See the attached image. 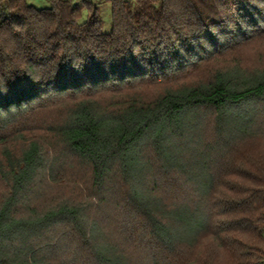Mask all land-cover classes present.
<instances>
[{
    "label": "trees",
    "instance_id": "1",
    "mask_svg": "<svg viewBox=\"0 0 264 264\" xmlns=\"http://www.w3.org/2000/svg\"><path fill=\"white\" fill-rule=\"evenodd\" d=\"M51 2L38 9L0 0V132L57 110L49 129L89 169L93 192L38 211L29 197L50 170L42 146L6 149L0 264H130L137 255L151 264H264V158L230 157L264 137V69L234 65L149 100L130 94L175 82L190 56L210 61L261 39L264 0H105L109 32L101 4ZM208 113L213 140L203 143ZM110 185L118 219H128L121 235L137 242L130 254L105 242L90 219ZM209 237L208 257L199 259ZM66 243L77 245L70 262L61 255Z\"/></svg>",
    "mask_w": 264,
    "mask_h": 264
},
{
    "label": "rangeland",
    "instance_id": "2",
    "mask_svg": "<svg viewBox=\"0 0 264 264\" xmlns=\"http://www.w3.org/2000/svg\"><path fill=\"white\" fill-rule=\"evenodd\" d=\"M74 1L75 3H81L84 0ZM92 1L101 4L103 9L102 16L104 20V31L109 32L111 30L110 6L104 4L105 0ZM27 2L38 9L50 8L52 6L51 0H27ZM256 39L258 40L247 42L243 45L233 46L231 47L232 50L228 51L227 53L224 52L221 56L216 55L210 61L200 62L201 60H199L198 57L196 58L190 56V63L188 66H186V71L181 72L178 76L179 79H175V82L167 83L163 81L162 83H156L151 86L150 84L148 86L141 85V90L144 89L145 91H142V93L140 91L134 92L140 89L137 87L134 90L132 89V92L134 93L130 92V94H142L143 97L145 96V99L149 100L162 94L165 90L164 88L169 87L172 84H197L201 81H206L209 79L217 69L230 68L234 65L241 66L248 73L254 72L256 70H263L264 35L261 36V39ZM230 45H232V43ZM208 47L210 50L211 46L209 45ZM114 96L115 95L107 94L105 98L113 100L112 97ZM56 113H58L57 110ZM56 113L53 114L48 111H39L36 113V115L32 116L30 120L28 119L23 123H15L11 125L8 130L0 132V138L1 136L5 138L4 140L0 139V169L6 164L4 157V151L6 149H9L14 154L19 155V153L27 147L29 142L38 141L43 148V152L46 154V159L48 160L47 162L50 164V170L42 174L37 189L35 188L34 193L29 197V199L33 198L29 204L38 208V211H42L43 209L45 210L61 201L63 202L65 200L74 201L84 199L86 195H90L91 197L93 192L91 190V176L88 171L89 169L82 167L76 162L72 161L73 158L67 155L63 147L60 146L59 142L54 136V133H52V131L49 129V122L54 118ZM212 132L213 116L208 113L205 115L204 124L202 125L200 132H198L197 138L198 140L200 138L199 141L206 143L209 141V139L210 141L213 140ZM240 152L242 154L251 152L253 159L264 158V137L238 145L234 152L235 157L234 155L230 156L232 160H234L238 154L240 155ZM228 160L229 159H224L223 165ZM240 162L241 160L239 161V164ZM52 164H54V167ZM235 180L240 181L238 178ZM108 189V191L100 194L102 199L94 200V205L91 207L92 211H90L89 214L90 219L92 221H97V224L101 230L100 234L103 235L102 237L105 242L111 243L117 246L120 251L130 254L129 252H135L134 250H138L136 248L137 242L132 241L127 245L126 241L121 235L123 234V229L125 230L126 228L128 219H125L123 224L120 221L121 217L118 219L116 215L117 210L115 209V203L117 202L118 196L116 197V191L113 185H110ZM6 192L7 190L5 183L1 180L0 176V200ZM171 197L172 195L170 198L167 196L166 199L172 200ZM103 199L105 202L100 204ZM212 205V202H207L205 206L210 209ZM216 220L214 221L216 222ZM211 241L213 243L212 237L202 239L197 248L196 257L199 259L208 257L207 247ZM74 246L77 247V245ZM74 246L67 243L64 244L61 250L63 260L70 262L72 257H76ZM126 248H128L129 252L126 251ZM211 257L213 258V256ZM128 262H130V264H151V260L139 258L138 255L134 256L133 259H129Z\"/></svg>",
    "mask_w": 264,
    "mask_h": 264
}]
</instances>
